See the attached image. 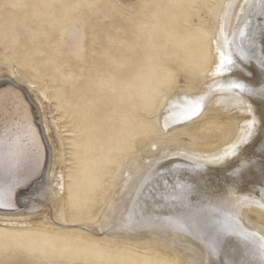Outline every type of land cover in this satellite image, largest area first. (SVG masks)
I'll use <instances>...</instances> for the list:
<instances>
[{
  "label": "bare ground",
  "instance_id": "bare-ground-1",
  "mask_svg": "<svg viewBox=\"0 0 264 264\" xmlns=\"http://www.w3.org/2000/svg\"><path fill=\"white\" fill-rule=\"evenodd\" d=\"M65 40L78 45L74 26ZM67 60L57 59L50 73L35 61L31 71H22L24 63L0 59V224L32 222L33 211L51 205L64 190L63 200L73 210L90 201V137L94 130L104 133L124 104L111 109L103 92L91 99L96 89L90 85V60H74L86 64L80 70ZM131 69L126 87L135 92L128 99L135 127L136 67ZM116 93L124 96V89ZM205 109L231 115L233 130L224 142L199 148L183 140L140 145L137 139L134 156L118 169L106 212L83 228L120 241L168 245L183 264H264V228L259 226L264 215V0L221 1L210 63L195 84L175 86L162 97L153 127L181 133ZM66 148L77 165L67 180ZM66 255L37 264L91 263L89 256ZM24 262L12 258L0 264Z\"/></svg>",
  "mask_w": 264,
  "mask_h": 264
},
{
  "label": "rangeland",
  "instance_id": "rangeland-1",
  "mask_svg": "<svg viewBox=\"0 0 264 264\" xmlns=\"http://www.w3.org/2000/svg\"><path fill=\"white\" fill-rule=\"evenodd\" d=\"M221 1L0 0V59L24 63L19 66L22 71H31L29 65L35 61L50 73L57 59H71L67 62L77 70L86 68V64L74 60L89 59L90 85L96 89L90 98L103 92L111 109H116L118 102L124 104L120 115L109 118V126L102 130L108 139L95 130L90 137V201H85L81 210H73L71 203L63 200L64 190L51 205L33 211L32 222L0 224V262L21 258L24 264H37L52 257L63 260L68 253L89 256L90 264H183L168 245L120 241L83 227L106 212L118 169L134 156L137 139L140 145L165 138L214 148L232 133L231 115L212 109L187 121L181 131L186 135L175 128L158 131L153 127L162 97L171 94L175 86L195 84L210 63L212 29ZM69 26L79 33L74 47L65 40ZM134 66L135 127L131 121L134 110L128 100L135 92L126 87ZM47 83L45 79L43 84ZM117 89H124V96L117 94ZM61 141L65 143L67 138ZM67 151L62 158L66 180L77 170ZM259 221L264 228V215Z\"/></svg>",
  "mask_w": 264,
  "mask_h": 264
}]
</instances>
